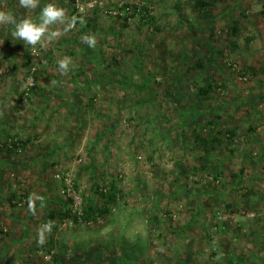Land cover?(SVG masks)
<instances>
[{
  "label": "rangeland",
  "instance_id": "rangeland-1",
  "mask_svg": "<svg viewBox=\"0 0 264 264\" xmlns=\"http://www.w3.org/2000/svg\"><path fill=\"white\" fill-rule=\"evenodd\" d=\"M89 1H57L75 23L24 56L0 24V141L17 139L0 146V264H264V0H214L211 15L195 0ZM195 117L222 136L209 152ZM101 190L116 194L103 216L60 214L106 205Z\"/></svg>",
  "mask_w": 264,
  "mask_h": 264
},
{
  "label": "clouds",
  "instance_id": "clouds-1",
  "mask_svg": "<svg viewBox=\"0 0 264 264\" xmlns=\"http://www.w3.org/2000/svg\"><path fill=\"white\" fill-rule=\"evenodd\" d=\"M19 5L26 10L39 8L38 16L25 15L22 18L16 17L13 13L6 10H0V24L11 25V35L18 41H21L24 46L37 45L43 49L49 42L54 41L62 34L58 26H63V31H67L75 23L74 17H67L65 10L58 6L57 0H45L41 4V0H18ZM83 24L85 21L81 17L80 21ZM82 44L89 48H94L96 38L93 34H84L81 38ZM57 70L62 74H67L72 68V57L65 55L55 61ZM52 228L51 223L43 224L40 228L39 243H43L44 233H47Z\"/></svg>",
  "mask_w": 264,
  "mask_h": 264
},
{
  "label": "trees",
  "instance_id": "trees-1",
  "mask_svg": "<svg viewBox=\"0 0 264 264\" xmlns=\"http://www.w3.org/2000/svg\"><path fill=\"white\" fill-rule=\"evenodd\" d=\"M213 1L214 0H195L193 5H194V7L196 9L203 10L204 14H210L211 15L210 7H211V4H212ZM237 28H238V21L235 20L234 23H233V26L231 27V30L232 31H237ZM203 59H207L206 61L208 63H210V62L212 63L214 61L213 60L214 58L211 57V55L209 56L208 54H205L204 55V58H198V60L195 62L196 66H199V67L202 66L203 65L202 63L204 62ZM206 83H207V86L204 85V87L203 86H200L199 87V93L200 94L203 91L208 90L210 87L213 86L210 81H206ZM209 120H210V124L214 122V121H211V119H208L207 120V123H206V120L204 121L205 122L204 125L209 124L208 123ZM192 122L196 125V126H194V130L192 131V133L194 135V139L193 140L198 145H200V147L202 149H204L205 152H209L210 151V142L222 141V138H221L222 136L220 137L218 135H210L207 130H206V133H205L203 131V128L202 127L201 128H200V126L198 127L197 126V123H199V121H198L197 117L193 118ZM226 131L229 134H231V133L234 134L235 133L234 130H230V129H225L224 132H226ZM217 132L219 134L222 133L221 130L220 131H217ZM211 147L213 148V146H211ZM201 156H203V155H201ZM206 162L208 163V160ZM179 166H180V168H183L181 172L184 175L187 174L189 172V170H190L189 168H186L185 167L186 165L179 164ZM199 170H200V167H198L196 165L193 166L192 171H194L196 174L199 172ZM99 192H100L101 196H103L104 203L106 205L101 206V207H98L93 202H90V204H88V205H86L84 207V210H83V212H81V214L73 215V214L70 213V210L68 208L66 210H64L63 213H60V214L62 215V217H71L74 222H78L79 217L83 218L86 221L96 220L98 215H100V216L102 215L103 216V213H105L108 210H110L109 204H111V202L113 203V201L115 200V195H116L114 193L113 194L112 193H108L107 194L103 190H101ZM50 215L52 216V213H50ZM238 258H239V260L241 259V257H238ZM238 258L236 260H238ZM231 263H234L235 264L236 261L233 260Z\"/></svg>",
  "mask_w": 264,
  "mask_h": 264
},
{
  "label": "crops",
  "instance_id": "crops-1",
  "mask_svg": "<svg viewBox=\"0 0 264 264\" xmlns=\"http://www.w3.org/2000/svg\"><path fill=\"white\" fill-rule=\"evenodd\" d=\"M57 1H59V0H57ZM65 1H67V0H65ZM45 2V0H41V4H43ZM58 6H60V7H62L64 10H65V14H66V16H67V14L70 12L69 10H66V6H64L63 7V4L62 5H58ZM21 9H23V8H21ZM14 10V9H13ZM21 11H19L18 12V9L16 8L13 12H11V13H13V14H16V17H18V18H22L23 16H25V15H29V16H32L33 18H35L36 16H38V13H39V8H37V9H33V10H31V11H29V10H26V11H24V12H22V17H21V15L19 16V13H20ZM31 12H32V15H31ZM111 16V15H110ZM68 17H69V14H68ZM112 18H114L113 16H111ZM96 21H97V19L95 18V17H90V18H88V23L86 24L87 25V28H91L92 30H95L94 28H95V26H94V24L96 23ZM11 26V25H10ZM12 27V26H11ZM59 27H61V25L59 26ZM17 40V39H16ZM58 41V40H57ZM16 44H18V45H22V47H21V49H22V52H23V56L26 54V52L28 51V46H24V44L21 42V41H16ZM37 118V117H36Z\"/></svg>",
  "mask_w": 264,
  "mask_h": 264
},
{
  "label": "built area",
  "instance_id": "built-area-1",
  "mask_svg": "<svg viewBox=\"0 0 264 264\" xmlns=\"http://www.w3.org/2000/svg\"><path fill=\"white\" fill-rule=\"evenodd\" d=\"M80 3V0H76V4L79 5ZM98 4H102V1H99V0H90L87 5L89 8H94V7H97ZM124 11L127 13H131V6H126L124 8ZM112 12H116V11H112ZM16 141L17 139L13 140L11 137H8V139L6 140H1L0 141V146H3L5 144V146H11L12 144H16ZM59 176V174H57ZM67 192H68V195H71V197H73V193L71 194L70 190H71V187L67 186ZM66 189H64V192L66 191ZM74 198V197H73ZM80 216V215H79Z\"/></svg>",
  "mask_w": 264,
  "mask_h": 264
}]
</instances>
